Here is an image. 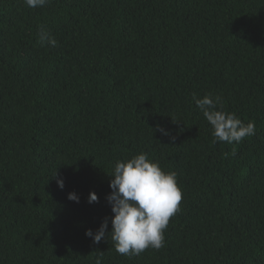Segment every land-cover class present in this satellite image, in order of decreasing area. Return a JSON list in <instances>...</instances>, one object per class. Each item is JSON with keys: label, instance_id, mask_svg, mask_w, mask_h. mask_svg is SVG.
<instances>
[{"label": "trees", "instance_id": "trees-1", "mask_svg": "<svg viewBox=\"0 0 264 264\" xmlns=\"http://www.w3.org/2000/svg\"><path fill=\"white\" fill-rule=\"evenodd\" d=\"M208 94L255 134L214 142ZM141 152L177 173L181 210L163 248L120 255L85 231ZM97 259L264 264V0H0V264Z\"/></svg>", "mask_w": 264, "mask_h": 264}, {"label": "clouds", "instance_id": "clouds-1", "mask_svg": "<svg viewBox=\"0 0 264 264\" xmlns=\"http://www.w3.org/2000/svg\"><path fill=\"white\" fill-rule=\"evenodd\" d=\"M48 2L24 0L29 8L44 7ZM40 39L42 42L47 40L53 47L57 46V41L43 29ZM194 100L212 126L214 142L239 143L246 136L255 134L253 121L245 124L235 113L217 109L221 103L219 97L213 98L208 94L201 98L194 97ZM108 176L111 192L106 196V201L113 215L110 219L105 218L95 232L87 229L85 235L95 244L108 239L110 235L120 255L138 256L149 248H163L169 220L181 210L183 192L178 184L177 173L165 172L147 153L141 152L129 159L117 161ZM53 177L62 189L63 180L55 177V174ZM67 198L79 203L75 193H69ZM97 199L94 192L89 193L88 203L96 202ZM96 264H101L100 259H97Z\"/></svg>", "mask_w": 264, "mask_h": 264}]
</instances>
